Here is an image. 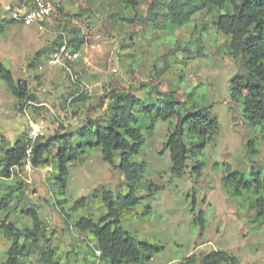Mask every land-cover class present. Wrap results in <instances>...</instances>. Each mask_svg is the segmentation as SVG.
<instances>
[{"label":"rangeland","instance_id":"obj_1","mask_svg":"<svg viewBox=\"0 0 264 264\" xmlns=\"http://www.w3.org/2000/svg\"><path fill=\"white\" fill-rule=\"evenodd\" d=\"M32 1L0 0V62L28 89L26 101L20 102L0 80V202L10 196L12 206L0 212V262L12 245V236L1 226L32 228V219L22 211L33 207L43 236L31 248L27 264H45L42 250H51L59 264H99L89 238L73 224L77 218L98 222L106 215L104 191L126 196L123 175L102 160L98 149L71 163L64 204L69 228L56 207L54 159L35 167L28 156L5 178L1 156L28 136L30 120L44 122L42 142L56 136L72 140L87 125H103L118 93L139 101L135 113L146 138L132 159L145 165L140 203L123 209L121 226L137 240L163 248L150 264H180L187 258L200 263L212 251L235 256L240 264H264V223L221 182L228 169L247 177L264 171V130L251 126L242 102L231 97V80L242 71V63L231 54L214 16L203 11L184 26L171 28L165 14L152 8L163 0H50L54 11L42 26L11 23L2 4L21 7ZM64 45L67 53L78 54L67 63L69 70L51 63ZM168 95L181 102L183 113L202 110L220 124L218 135L198 156L204 165L200 175L193 171L192 159L182 178L172 176L164 144L176 121L151 120L142 110L150 103L163 105ZM150 185L158 189L151 191ZM81 198H87L85 206L71 212ZM200 212L203 232L196 223Z\"/></svg>","mask_w":264,"mask_h":264},{"label":"trees","instance_id":"obj_2","mask_svg":"<svg viewBox=\"0 0 264 264\" xmlns=\"http://www.w3.org/2000/svg\"><path fill=\"white\" fill-rule=\"evenodd\" d=\"M152 8L165 14L171 28L184 26L194 15L203 11L214 16V24L225 37L231 54L242 63V71L231 80V97L236 102H242L248 123L264 130V0H163L160 4H153ZM183 51L188 55L193 53L190 49ZM0 80L6 83L18 101H26L28 89L16 82L13 74L1 62ZM138 109L139 101L136 98L116 93L109 106L110 117L103 125H87L72 140L56 136L42 142L41 138L33 145L30 154L27 152L29 142L25 134L15 142L12 149L1 156V174L5 178L11 177L13 168H21L28 156L35 167L47 164L49 158L54 159L56 207L66 216L69 228L72 225L70 214L64 210V204L67 202L71 163L82 159L88 151L98 149L102 160L123 175L128 186L126 196L104 191L102 200L106 205V215L98 222L77 218L73 224L77 233L86 234L89 238L92 244L90 251L98 258L99 264H150L154 256L163 249L147 241L137 240L121 226L123 209L133 208L140 203L137 194L145 174V165L132 161L146 144L135 113ZM142 110L145 111L146 118L150 117L151 120L168 121L171 124L176 121L164 144V150L170 152L172 176L182 178L192 159H196L193 171L200 175L204 165L198 156L218 135V121L203 114L202 110L183 113V105L174 95L166 96L163 105L150 103ZM149 129H154L153 121ZM62 140H65L64 145L60 144L56 151L57 143ZM249 145L254 152L255 144L250 142ZM116 156L119 158L118 165L115 163ZM221 182L232 196L247 204L257 221L264 223V171L252 172L247 177L228 169ZM148 189L153 191L158 187L150 185ZM9 197L6 196L0 202L1 213L12 209ZM86 203L87 198H81L75 202L71 212L76 213ZM22 213L32 219L33 227L19 231L13 225L1 226L12 236V245L6 260L0 264H27L31 248L37 247L43 236V224L38 210L30 207L25 208ZM196 223L203 232L206 224L202 212L196 218ZM41 255L45 264H59L55 262L51 250H42ZM180 264H240V261L224 251H212L200 263H196L194 258H187Z\"/></svg>","mask_w":264,"mask_h":264},{"label":"built area","instance_id":"obj_3","mask_svg":"<svg viewBox=\"0 0 264 264\" xmlns=\"http://www.w3.org/2000/svg\"><path fill=\"white\" fill-rule=\"evenodd\" d=\"M2 4V3H1ZM4 12L11 21L25 25V26H42L45 24L52 16L54 7L50 0H33L30 5H24L21 7L13 5L2 4ZM67 45L62 46V48L57 51L52 56V64L59 66H64L67 70L68 62H74L78 59L77 53H67ZM67 56V58H64ZM45 129L44 122H29V133L27 136L28 154L31 153L33 145L42 138L43 131Z\"/></svg>","mask_w":264,"mask_h":264},{"label":"crops","instance_id":"obj_4","mask_svg":"<svg viewBox=\"0 0 264 264\" xmlns=\"http://www.w3.org/2000/svg\"><path fill=\"white\" fill-rule=\"evenodd\" d=\"M28 5H30V4H28Z\"/></svg>","mask_w":264,"mask_h":264}]
</instances>
